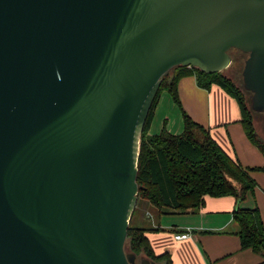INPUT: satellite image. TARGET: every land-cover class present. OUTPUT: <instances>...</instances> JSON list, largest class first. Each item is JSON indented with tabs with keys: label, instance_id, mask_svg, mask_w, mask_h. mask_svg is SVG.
Segmentation results:
<instances>
[{
	"label": "water",
	"instance_id": "water-1",
	"mask_svg": "<svg viewBox=\"0 0 264 264\" xmlns=\"http://www.w3.org/2000/svg\"><path fill=\"white\" fill-rule=\"evenodd\" d=\"M230 49L264 113V0H0V264H134L124 244L161 80L220 72Z\"/></svg>",
	"mask_w": 264,
	"mask_h": 264
},
{
	"label": "trees",
	"instance_id": "trees-1",
	"mask_svg": "<svg viewBox=\"0 0 264 264\" xmlns=\"http://www.w3.org/2000/svg\"><path fill=\"white\" fill-rule=\"evenodd\" d=\"M191 74L200 87L210 89L216 85L236 100L245 133L264 156V139L255 130L252 112L239 87L222 71L208 74L197 67H173L162 78L151 104L140 136L137 157V199L141 197L159 209L167 208L168 211H161L163 214L195 213L203 207L207 196H232L241 203L249 192L253 193L256 185L237 158L226 153L210 135L208 128L196 122L182 107L177 84L182 77ZM162 91L168 92L181 111L183 131L180 134L171 133L165 125L156 134L148 133ZM250 170L264 172V166ZM135 209L136 206L129 219L124 247L130 253L157 264H173L170 251L156 254L146 235L148 231H160L159 226L140 228L131 225ZM232 218L238 226L235 234L239 238L240 249L260 254L264 263V225L259 208L256 205L239 206L232 212Z\"/></svg>",
	"mask_w": 264,
	"mask_h": 264
},
{
	"label": "crops",
	"instance_id": "crops-1",
	"mask_svg": "<svg viewBox=\"0 0 264 264\" xmlns=\"http://www.w3.org/2000/svg\"><path fill=\"white\" fill-rule=\"evenodd\" d=\"M191 75L182 77L177 84L185 111L208 128L210 135L226 153L237 158L249 174L254 171L250 168L264 166L261 153L245 133L236 100L216 85L210 89L200 87L196 77ZM166 129L169 131L167 125ZM242 204L232 196H207L202 208L195 213H187L193 215L190 220L193 225L186 223L190 227L174 225L172 228L175 229H167L159 225L160 231H148L146 235L156 254L170 251L173 264H264L260 254L250 249H240L239 238L235 234L238 226L232 218V212L239 206L244 207ZM254 205L258 207L256 202ZM143 207L146 208L147 204H143ZM149 214L153 216L151 212ZM135 215L134 212L132 221L142 219L141 211L138 216ZM182 232L189 236L184 239L174 237Z\"/></svg>",
	"mask_w": 264,
	"mask_h": 264
},
{
	"label": "rangeland",
	"instance_id": "rangeland-1",
	"mask_svg": "<svg viewBox=\"0 0 264 264\" xmlns=\"http://www.w3.org/2000/svg\"><path fill=\"white\" fill-rule=\"evenodd\" d=\"M230 55L232 61L227 68L222 70V73L224 76L229 78L237 87H239L240 90H242L244 99L246 100L247 106L250 109L251 93L243 88L242 75H241L244 60L246 59L247 55L245 53L238 52L236 49H232L230 51ZM251 112L253 116L252 120L255 130L258 133V135H260V137L264 139V113L254 112L252 110ZM154 114L155 117L151 128H149L148 131L149 134L160 132L163 125H165V127L167 125L169 131L173 134H180L183 131L181 111L178 108V106L172 101L167 91H162L160 93L159 102L157 104ZM261 158L264 160V156L262 154H261ZM250 176L255 179L256 185L254 187L253 193L249 192L246 195L245 199L242 201L243 203L242 206L245 207L246 205H249L250 207H253L254 202H256L264 225V173L258 170L257 171L254 170V171H250ZM233 183L235 185H238L234 181ZM143 204H147V207L144 208ZM135 206H136L135 216H138L139 211H141L142 219L139 220L137 218L136 221L133 220L131 222V225L133 227L149 228V227H156L161 225V227H168L167 229H169L172 228V226L174 225L183 228L190 227L187 224L193 225L191 224L190 221L193 218V215L185 214V213L163 214L161 213V211L166 212L168 211L167 208L159 209L158 207L150 204L148 201H146L141 197H138ZM150 212L152 213L153 216L149 214ZM204 243L207 244L206 241ZM125 250L126 252L130 253L128 249L125 248ZM139 258H144V257L141 255L137 256V259Z\"/></svg>",
	"mask_w": 264,
	"mask_h": 264
},
{
	"label": "built area",
	"instance_id": "built-area-1",
	"mask_svg": "<svg viewBox=\"0 0 264 264\" xmlns=\"http://www.w3.org/2000/svg\"><path fill=\"white\" fill-rule=\"evenodd\" d=\"M188 236H189L188 233L182 232V233L176 234L174 237L176 239H184V238H187Z\"/></svg>",
	"mask_w": 264,
	"mask_h": 264
},
{
	"label": "flooded vegetation",
	"instance_id": "flooded-vegetation-1",
	"mask_svg": "<svg viewBox=\"0 0 264 264\" xmlns=\"http://www.w3.org/2000/svg\"><path fill=\"white\" fill-rule=\"evenodd\" d=\"M231 50H232V49H230V51H231ZM230 51H229V52H230ZM140 259H141V258H139V259L136 258V261L134 262V264H136V263L139 264V260H140Z\"/></svg>",
	"mask_w": 264,
	"mask_h": 264
}]
</instances>
